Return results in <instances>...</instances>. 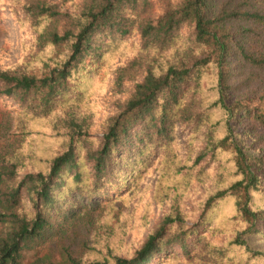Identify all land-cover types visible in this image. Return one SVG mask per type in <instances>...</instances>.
Returning a JSON list of instances; mask_svg holds the SVG:
<instances>
[{
  "label": "trees",
  "instance_id": "1",
  "mask_svg": "<svg viewBox=\"0 0 264 264\" xmlns=\"http://www.w3.org/2000/svg\"><path fill=\"white\" fill-rule=\"evenodd\" d=\"M12 1L27 35L22 60L0 67V97L20 107L0 141V264H264L251 246L264 240V0ZM149 174L168 208L135 252L74 246L75 218ZM222 201L239 220L228 243Z\"/></svg>",
  "mask_w": 264,
  "mask_h": 264
},
{
  "label": "rangeland",
  "instance_id": "2",
  "mask_svg": "<svg viewBox=\"0 0 264 264\" xmlns=\"http://www.w3.org/2000/svg\"><path fill=\"white\" fill-rule=\"evenodd\" d=\"M12 0H0V67H11L19 63L24 56V38L27 35L26 28H22L12 8ZM114 78V72L111 69H104L99 79L103 82L94 89L93 99L95 111L98 114V124L92 129V133L101 136L103 134V123L110 115L111 109L108 107L107 100L111 94V86ZM19 105L7 98L0 97V141H4L8 134L16 128V115L19 111ZM8 110L11 113H7ZM35 132L42 131L47 133L50 139L44 138L47 147H51L54 142L52 132L47 129L44 123L33 125ZM12 130V131H11ZM11 131V132H10ZM10 132V133H9ZM38 137V141L42 137ZM156 178L152 175H146L139 186L131 192L123 193V195L111 207L106 200L101 201L94 211L93 217L89 220L77 217L75 224L72 223L70 240L76 248L82 247L83 240L94 244V239L99 243L97 245H116V250L121 254H129L135 252L145 241L148 234L155 228L156 224L167 210V204H158L156 200ZM201 196L194 194L193 199L186 202L187 210H191V206ZM93 201V200H92ZM91 203V201H90ZM217 208L219 213L215 217V225H219L223 229V235L216 238L220 243H228L229 237L234 234V229L238 227L239 220L234 218L235 208L233 201H222ZM201 206L191 216L188 221L192 224L201 215ZM74 225V226H73ZM252 248L264 252V240L253 239L251 241ZM50 248H56L50 245L42 249V253H48ZM24 262L28 263L32 260L36 253L27 251L24 253Z\"/></svg>",
  "mask_w": 264,
  "mask_h": 264
}]
</instances>
